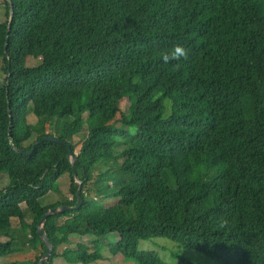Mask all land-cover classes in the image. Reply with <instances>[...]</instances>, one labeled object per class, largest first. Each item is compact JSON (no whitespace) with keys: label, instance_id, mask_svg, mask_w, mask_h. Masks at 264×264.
<instances>
[{"label":"trees","instance_id":"1","mask_svg":"<svg viewBox=\"0 0 264 264\" xmlns=\"http://www.w3.org/2000/svg\"><path fill=\"white\" fill-rule=\"evenodd\" d=\"M0 2V173L8 177L0 259L17 251L16 219L40 251L29 260L37 264L47 250L37 223L51 207L76 204L74 169L82 204L46 217L53 252L43 264L99 261L105 247L136 264H171L138 250L140 240L156 238L220 264H264V0H11L6 46L9 4ZM177 44L187 57L164 63L162 53ZM28 58L40 62L27 65ZM125 96L133 98L128 113L119 108ZM28 113L72 117L55 135L70 148L42 140L53 135L34 132ZM83 128L76 150L69 138ZM37 141L29 155L14 149ZM109 159L117 177L98 178L112 179L104 199L116 203L101 206L90 192L98 197L110 180L90 175ZM65 173L71 198L42 205Z\"/></svg>","mask_w":264,"mask_h":264},{"label":"rangeland","instance_id":"2","mask_svg":"<svg viewBox=\"0 0 264 264\" xmlns=\"http://www.w3.org/2000/svg\"><path fill=\"white\" fill-rule=\"evenodd\" d=\"M5 20V10L3 4L0 2V35L2 31L1 23ZM40 62L39 59L35 58H28L26 64L27 65H37ZM2 66V60L0 58V80L3 78V71L1 69ZM133 107V98L130 96H125L121 99L119 102V108L124 113H128ZM27 119L29 121L30 127L34 132L40 133V132H48L49 134L53 136L59 135V125L62 122H68L72 120V117L67 116L63 117L61 119H55L48 118V117H39L36 118L35 116L28 113ZM87 130L83 128L78 133L74 134L72 137L69 138V141L74 144L76 150H78L81 141L86 137ZM249 137L251 140L257 139V134L255 132V129L253 127L249 128ZM120 144L118 145V148H120ZM117 171L118 166L113 161V159L109 160H99L94 165V168L91 171V177L92 181L95 179L96 181L101 180L103 184H107V180L110 179H101L98 178L100 175H106L110 178L117 177ZM112 179L109 181L108 185L104 188H101L97 194L98 197L95 196L93 192H90V195L92 197H95L96 204H99L101 206H112L116 203V199L113 197H109L110 199H104V195L109 193L110 188H112L113 182ZM91 180L89 183H87V186H90L92 183ZM8 184V177L7 174L2 172L0 173V188H4ZM69 184H70V178L67 173L61 175L58 180L55 183V189L49 191L47 194H45L43 197L39 199L40 203L48 204V203H54L56 201L64 200L66 197H70L69 194ZM95 186V185H94ZM23 219L24 221L29 224L31 222V218L29 216V213L26 211L23 213ZM12 228L16 232V238L14 241V246L16 247L17 251L0 259V261H17L19 264H30V258L31 255L34 254L33 248L31 245L32 242H30L31 237H27L28 230L20 228L18 225V221L16 219H13L11 221ZM1 239H5V237H1ZM112 241V237L109 236L107 239L100 240L101 243L107 244L108 242ZM62 249V246L58 248V251ZM138 250L139 251H154L157 253V255L166 263L174 264L177 262V256H181L184 258H187L191 261H193L196 264H220L214 259H211L207 257L204 253L197 251L195 249L185 247L179 243L173 242L166 238H156L153 240H140L138 242ZM101 253L103 255V259L99 261H94L87 264H136L130 260L123 259L120 255L112 256L108 253L107 248H103L101 250ZM52 264H75V263H69L65 261L61 257H55L53 258ZM81 264V263H77Z\"/></svg>","mask_w":264,"mask_h":264},{"label":"water","instance_id":"3","mask_svg":"<svg viewBox=\"0 0 264 264\" xmlns=\"http://www.w3.org/2000/svg\"><path fill=\"white\" fill-rule=\"evenodd\" d=\"M8 4H9V17H8V23H7V29H6V41H5V46L7 45V41H8V32H9V26L11 24V20H12V16H13V6L11 3V0H7ZM6 92H7V88H6ZM8 114H9V121L11 122V116H10V110L8 109ZM8 139L9 142L12 141V137L10 134V130H8ZM42 140L44 141H51V142H57V143H63L66 144L68 148H70V145L68 143H66L65 141H62L58 138H56L55 136H44L42 138ZM41 141H37L32 145V148L29 151H23L22 149L19 148H14L18 153L24 154V155H29L32 153L33 149L35 148V146L40 143ZM69 159L71 162V165L73 167V160L75 159V154L73 152L72 149H69ZM73 175L75 178V181L78 183L77 189H76V204L75 205H59L56 207H51L48 210L43 212L42 217L40 218V220L37 223V233L39 235V237L44 241L47 250L46 252L39 258L37 264H43L45 262L48 261V259L51 257V254L53 252V246L50 242V240L48 239L46 233L43 231V226H44V222L46 220V217L50 214L53 213H57V212H64L66 210H76L78 209L81 204H82V197H81V187H82V182L81 180L78 179V176L75 172V170L73 169Z\"/></svg>","mask_w":264,"mask_h":264},{"label":"clouds","instance_id":"4","mask_svg":"<svg viewBox=\"0 0 264 264\" xmlns=\"http://www.w3.org/2000/svg\"><path fill=\"white\" fill-rule=\"evenodd\" d=\"M187 55V50L183 46L177 44L170 50L162 53L161 59L164 63H169L171 61H180L182 58H186ZM174 67L179 69V63L175 64ZM129 131L134 134L137 130L135 128H130Z\"/></svg>","mask_w":264,"mask_h":264},{"label":"crops","instance_id":"5","mask_svg":"<svg viewBox=\"0 0 264 264\" xmlns=\"http://www.w3.org/2000/svg\"><path fill=\"white\" fill-rule=\"evenodd\" d=\"M68 197H69V195H68ZM71 198V196L69 197V199ZM29 233H28V235H27V237H29ZM30 238V237H29ZM33 248V251H34V254H32L31 255V258L30 259H33L36 255H38L39 253H40V251L38 250V249H36V247L34 246V247H32Z\"/></svg>","mask_w":264,"mask_h":264}]
</instances>
